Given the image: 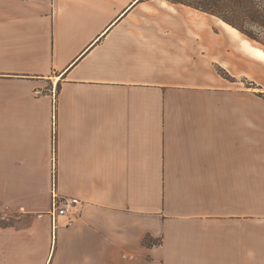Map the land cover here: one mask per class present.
Listing matches in <instances>:
<instances>
[{
	"label": "crops",
	"instance_id": "crops-1",
	"mask_svg": "<svg viewBox=\"0 0 264 264\" xmlns=\"http://www.w3.org/2000/svg\"><path fill=\"white\" fill-rule=\"evenodd\" d=\"M201 14L0 0V264H264V52Z\"/></svg>",
	"mask_w": 264,
	"mask_h": 264
},
{
	"label": "trees",
	"instance_id": "trees-1",
	"mask_svg": "<svg viewBox=\"0 0 264 264\" xmlns=\"http://www.w3.org/2000/svg\"><path fill=\"white\" fill-rule=\"evenodd\" d=\"M167 1L174 4H182L213 15L235 28L249 40L257 41L264 45V0ZM254 27H258L261 31H256ZM221 74L225 77L227 76L223 72H221ZM152 242L153 241L149 238L145 239V243L147 244H151Z\"/></svg>",
	"mask_w": 264,
	"mask_h": 264
},
{
	"label": "built area",
	"instance_id": "built-area-1",
	"mask_svg": "<svg viewBox=\"0 0 264 264\" xmlns=\"http://www.w3.org/2000/svg\"><path fill=\"white\" fill-rule=\"evenodd\" d=\"M51 194V205L47 213L49 214L51 222L55 227L57 225V217L75 214L78 211L81 201L77 197H59L57 193H55L54 189Z\"/></svg>",
	"mask_w": 264,
	"mask_h": 264
},
{
	"label": "rangeland",
	"instance_id": "rangeland-1",
	"mask_svg": "<svg viewBox=\"0 0 264 264\" xmlns=\"http://www.w3.org/2000/svg\"><path fill=\"white\" fill-rule=\"evenodd\" d=\"M201 15H204V14H201ZM206 17H208L209 19H211L212 21H215V23H217V25H225L224 24V21H222L221 19L217 18V17H214V16H208V15H204ZM219 23V24H218ZM254 29L256 31H261L258 27H254ZM233 36H238L239 35H242L244 38H243V43H242V46L244 49L247 50V52H249L250 54L253 55V52L254 51H261V52H264V45H262L261 43L257 42V41H251L249 40L245 35L241 34V33H232ZM262 34V33H260ZM262 37V36H261ZM264 39V38H263ZM218 70V69H217ZM220 72H222L221 70H218ZM247 83L249 86H253V82L252 80L248 79L247 80Z\"/></svg>",
	"mask_w": 264,
	"mask_h": 264
}]
</instances>
